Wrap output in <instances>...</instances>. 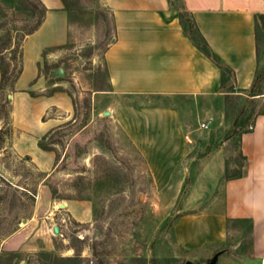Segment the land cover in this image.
<instances>
[{
	"label": "rangeland",
	"instance_id": "1",
	"mask_svg": "<svg viewBox=\"0 0 264 264\" xmlns=\"http://www.w3.org/2000/svg\"><path fill=\"white\" fill-rule=\"evenodd\" d=\"M61 1L69 41L44 54L39 76L45 86L29 91L31 98L52 104L44 118L61 121L44 141L55 155L49 172L11 150L15 91L0 93V264H184L171 227L182 215L221 209L222 183L244 170L239 137L246 123L264 114V80L257 96L223 91L171 102L188 152L169 184L155 186L142 156L112 118L116 100L108 94L103 63L113 36L109 8L104 0ZM39 3L0 0L2 42L7 34L13 43L33 29L41 17ZM256 37L257 74L264 76L263 14L256 17ZM9 57L5 53L7 62ZM60 69L63 76L56 75ZM25 105L20 116L41 106ZM203 123L207 129L200 128ZM73 196L85 199H66ZM68 201L88 202L91 221L72 220L60 207Z\"/></svg>",
	"mask_w": 264,
	"mask_h": 264
},
{
	"label": "crops",
	"instance_id": "2",
	"mask_svg": "<svg viewBox=\"0 0 264 264\" xmlns=\"http://www.w3.org/2000/svg\"><path fill=\"white\" fill-rule=\"evenodd\" d=\"M174 1L104 0L113 24V36L103 53L108 94L116 100L112 118L142 156L158 187L169 184L188 152L182 119L172 103L216 97L226 90L231 95L248 92L259 64L256 17L264 14V0H179V6ZM40 2L46 9L43 22L23 41V69L14 86L16 131L10 148L47 173L55 155L38 143L61 121L44 118L52 104L31 98L29 91L43 90L39 72L44 54L69 41L70 26L61 0ZM181 9L230 70L224 89L220 69L183 31ZM32 102L41 105L37 113L20 116L21 103L28 110L24 106ZM250 127L238 140L244 170L222 183L221 209L182 215L171 227L172 240L185 262L264 264V114L256 115ZM63 205L62 211L72 220L91 221L88 202Z\"/></svg>",
	"mask_w": 264,
	"mask_h": 264
},
{
	"label": "trees",
	"instance_id": "3",
	"mask_svg": "<svg viewBox=\"0 0 264 264\" xmlns=\"http://www.w3.org/2000/svg\"><path fill=\"white\" fill-rule=\"evenodd\" d=\"M39 5H42V4L39 3ZM41 7H42V12H41V17H40L39 21L33 27L32 30H30L27 34L21 36L20 40L16 39L12 43L10 41V38H8L9 37L8 34H7V40L6 41L2 42L0 39V93L13 92L14 91L15 83H16L17 79L19 78V76L22 72V69H23V54H22L23 41H24L26 36L33 34L42 24L43 19H44V15L46 13V9L44 8L43 5ZM33 8L36 9L37 5L33 6ZM179 21H180V25H181L183 31L189 36L190 40L196 45V47L200 51H202L220 69V71H221V86H222V89H224L225 84H226V74H231L230 70L226 66H224L214 56V54L209 49L206 42L204 41V39L202 38V36L198 32L193 19L183 9H181L179 11ZM7 52L10 55V57L7 59L8 62L5 60V53H7ZM263 80H264L263 75L256 74V77L252 83V86L248 90L249 96H257L260 94V88H261V84H262ZM226 92L228 93V95H226V96H235V95L229 94V92H231L230 90H226ZM229 98H231V97H227L228 100H229ZM250 126H251V124L248 125L246 123L245 127L247 129H245L242 133L248 131L249 130L248 127H250ZM49 135L46 134L38 143L39 147L42 150L52 151V149H50L49 147H46L44 145V141L49 137ZM52 194L55 197L56 191L55 190L52 191ZM66 199L83 200L85 198L80 197V196H73V197L66 198ZM71 248L74 250L76 255L79 254V249L75 250L73 247H71Z\"/></svg>",
	"mask_w": 264,
	"mask_h": 264
},
{
	"label": "water",
	"instance_id": "4",
	"mask_svg": "<svg viewBox=\"0 0 264 264\" xmlns=\"http://www.w3.org/2000/svg\"><path fill=\"white\" fill-rule=\"evenodd\" d=\"M56 75L63 76V71L61 69L56 71ZM108 114H109L108 112L105 113V115H108ZM60 207H64V205H60ZM54 234H58V228L57 227L54 228ZM214 263H215V259L210 261L209 264H214ZM184 264H194V263H192L190 261H186Z\"/></svg>",
	"mask_w": 264,
	"mask_h": 264
},
{
	"label": "built area",
	"instance_id": "5",
	"mask_svg": "<svg viewBox=\"0 0 264 264\" xmlns=\"http://www.w3.org/2000/svg\"><path fill=\"white\" fill-rule=\"evenodd\" d=\"M201 129H207L208 128V123H203L200 125Z\"/></svg>",
	"mask_w": 264,
	"mask_h": 264
}]
</instances>
